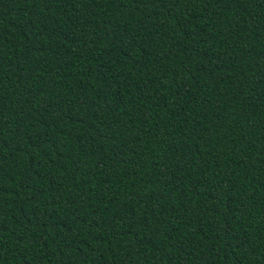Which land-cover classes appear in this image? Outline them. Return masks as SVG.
<instances>
[{"label": "trees", "instance_id": "16d2710c", "mask_svg": "<svg viewBox=\"0 0 264 264\" xmlns=\"http://www.w3.org/2000/svg\"><path fill=\"white\" fill-rule=\"evenodd\" d=\"M0 264H264V0H0Z\"/></svg>", "mask_w": 264, "mask_h": 264}]
</instances>
